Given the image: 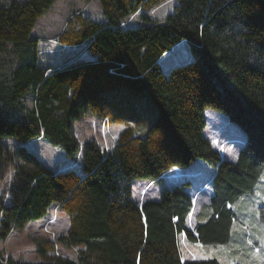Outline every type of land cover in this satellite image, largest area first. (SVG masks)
I'll use <instances>...</instances> for the list:
<instances>
[{
  "label": "trees",
  "instance_id": "obj_1",
  "mask_svg": "<svg viewBox=\"0 0 264 264\" xmlns=\"http://www.w3.org/2000/svg\"><path fill=\"white\" fill-rule=\"evenodd\" d=\"M55 1L0 5V184L13 176L0 186V239L56 204L70 220L58 242L80 251L77 260L56 257L55 242L41 238L40 261L9 257L0 264H220L184 261L180 239L228 243L234 205L254 194L264 175V0H178L165 23L127 29L123 18L165 0H99L107 24L76 15L57 37L63 47L87 44L93 59L44 68L32 32ZM183 42L193 60L165 75L160 60ZM206 110L245 131L236 161L222 158L205 135ZM89 117L125 128L114 148L79 141L74 124ZM39 137L80 157L82 173L53 172L26 147L4 141ZM196 162L215 175L194 230L187 182L164 185L157 200H133L137 179L159 182ZM258 215L264 226V204Z\"/></svg>",
  "mask_w": 264,
  "mask_h": 264
},
{
  "label": "rangeland",
  "instance_id": "obj_2",
  "mask_svg": "<svg viewBox=\"0 0 264 264\" xmlns=\"http://www.w3.org/2000/svg\"><path fill=\"white\" fill-rule=\"evenodd\" d=\"M10 1L0 0V5ZM177 4L178 0H165L148 10H141L123 18L120 21V26L127 29L150 26L153 23L163 24ZM76 15L88 17L102 24L108 23L99 0H56L38 20L32 32V37L39 40V61L44 68L57 67L73 57L78 60L93 59L87 44L77 48H68L60 45L57 40L61 32L67 28L69 20ZM16 58L17 56L14 55V61L17 60ZM192 60L190 45L183 42L166 54L159 64L162 72L166 75L172 68ZM204 115L206 118L205 135L214 143L221 157L229 160L237 159L247 138L242 127L218 111L206 110ZM124 129L121 126H109L106 121L97 117H89L74 124V133L80 142L93 140L106 150L115 147L119 134ZM4 141L10 148L26 147L38 156L45 167L53 172L72 168L82 173L80 157L77 160L70 159L62 149L53 146L44 137L27 143L9 138ZM214 175L215 170L212 167L203 162H197L188 169H176L167 173L159 182L152 183L148 179H137L133 183V200L142 205L147 200H157L164 185L172 187L187 182L190 184L188 190L193 195L194 206L188 225L191 230H194L196 215L203 210L201 206L202 208L200 207L197 211L198 201L199 199L206 201L207 195L204 192L212 187ZM203 179L206 180V183L201 184ZM12 180V174H7L5 181L0 186L9 184ZM0 192L2 194L1 189ZM263 204L264 175L260 178L254 194L240 198L234 205L233 210L236 218L233 222L229 242L223 245H193L182 236L180 244L184 261L215 259L220 264H264V226L260 223L258 215V207ZM69 227L68 215L60 211L56 204H53L40 220L31 222L21 231L13 232L6 241L0 239V258L5 260L11 257L15 261H40L37 258L35 241L48 238L56 244L53 256L77 260L79 248L64 247L58 242V239L68 232Z\"/></svg>",
  "mask_w": 264,
  "mask_h": 264
},
{
  "label": "crops",
  "instance_id": "obj_3",
  "mask_svg": "<svg viewBox=\"0 0 264 264\" xmlns=\"http://www.w3.org/2000/svg\"><path fill=\"white\" fill-rule=\"evenodd\" d=\"M238 157V156H237ZM237 159L236 158H234L233 160H231V161H236ZM197 163V162H196ZM206 180H202V182H201V184H204V183H206L205 182ZM204 194H206L207 195V197L205 198L206 199V201H204V199L201 201V199H199V201H198V206H197V211H199V208L202 206L203 208L204 207H206V205L208 204V202H209V200H210V197H211V195H212V192H211V187L209 188V189H207L205 192H204ZM203 194V195H204ZM208 200V201H207ZM201 207V208H202ZM200 213V212H199ZM184 237V236H183ZM185 238V237H184ZM188 242V241H187ZM190 244H193V245H199V244H196V243H191V242H189ZM183 254V253H182ZM184 260V259H183Z\"/></svg>",
  "mask_w": 264,
  "mask_h": 264
}]
</instances>
